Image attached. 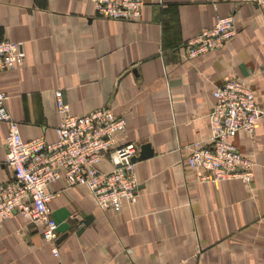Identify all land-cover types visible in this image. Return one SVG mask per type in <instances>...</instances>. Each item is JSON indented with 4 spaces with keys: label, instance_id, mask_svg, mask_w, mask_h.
I'll use <instances>...</instances> for the list:
<instances>
[{
    "label": "crops",
    "instance_id": "obj_1",
    "mask_svg": "<svg viewBox=\"0 0 264 264\" xmlns=\"http://www.w3.org/2000/svg\"><path fill=\"white\" fill-rule=\"evenodd\" d=\"M143 2L136 21H123L99 18L90 0H0V38L23 53L0 70L22 139H55L59 90L72 114L109 105L125 119L119 143L152 151L135 161L137 201L120 210L98 208L83 185L50 183L59 257L39 225L14 215L0 226V264H264V13L247 0ZM230 13L228 42L183 58L185 40ZM231 77L262 111L253 135L230 139L254 162L249 184L200 180L187 158L209 136L214 86ZM6 133L0 121V182L12 177Z\"/></svg>",
    "mask_w": 264,
    "mask_h": 264
},
{
    "label": "built area",
    "instance_id": "obj_2",
    "mask_svg": "<svg viewBox=\"0 0 264 264\" xmlns=\"http://www.w3.org/2000/svg\"><path fill=\"white\" fill-rule=\"evenodd\" d=\"M101 19L136 21L143 0H90ZM264 13V0H247ZM236 34L234 15H216L212 26L202 29L181 45L184 59H194L222 47ZM21 44L0 38V70L21 65ZM209 136L206 143L190 145L188 160L200 180L217 182L238 178L249 184L253 160L230 141L239 131L253 135L262 111L246 81L231 77L212 90ZM6 92L0 91V121L7 125L4 138L5 165L12 177L0 182V226L14 215L39 225L42 238L59 257L57 223L49 200L58 194L48 185L62 180L64 188L83 185L100 209L120 210L134 205L138 198L133 156L135 143H119L125 132V119L109 105L84 114H72L59 90L54 91L55 139L44 136L22 139L18 121L8 112ZM108 164L103 168V162Z\"/></svg>",
    "mask_w": 264,
    "mask_h": 264
},
{
    "label": "water",
    "instance_id": "obj_3",
    "mask_svg": "<svg viewBox=\"0 0 264 264\" xmlns=\"http://www.w3.org/2000/svg\"><path fill=\"white\" fill-rule=\"evenodd\" d=\"M141 148H142V151H140V153L138 155L132 157L133 161H136L138 159H141L143 157H146V156H149L152 154V151H151V149H149L148 144L142 145Z\"/></svg>",
    "mask_w": 264,
    "mask_h": 264
}]
</instances>
